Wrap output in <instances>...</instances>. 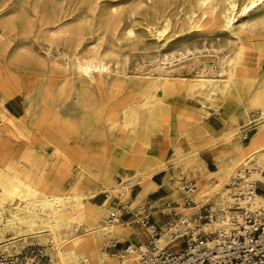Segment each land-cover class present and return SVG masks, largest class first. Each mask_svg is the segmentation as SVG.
Instances as JSON below:
<instances>
[{"label":"bare ground","instance_id":"1","mask_svg":"<svg viewBox=\"0 0 264 264\" xmlns=\"http://www.w3.org/2000/svg\"><path fill=\"white\" fill-rule=\"evenodd\" d=\"M245 1L202 0L197 12L190 18L193 27H199V22L207 16L211 20L220 18L221 26L235 37L234 45L230 53L224 56L220 68L224 79L219 82L206 80L200 84L205 91L204 101L214 111L213 116H220L221 132L211 128L201 115L173 106L169 97L177 89L162 79V72H166L165 64L157 66V77L141 79L138 86L124 89L126 93L114 106L112 119H109L110 132L112 134V130L117 128L118 137L112 135L108 141L104 140L101 132L93 129L105 122L100 113H85L79 122L74 123L61 120L47 105L35 107L29 98L25 97L20 104H15L12 101L15 94L0 96V132L3 134L0 139L4 138L8 144L0 149V156L9 154L8 148L14 144L33 148L50 156L52 163H58V178H70L72 181L66 190L60 189L54 193L53 187L48 185L41 191V173L38 172L31 181H27L24 178L26 168L16 167V164L0 168L2 192L21 203L13 213L0 216V222L3 219L8 226H23L30 233L37 231L41 235L38 237L48 241L54 250L53 264H133L131 258L122 263L113 258H103L107 234L110 232L121 241H127L130 230L127 224L120 222L113 226L103 224L107 215V201L101 205L92 204L100 194L117 196L118 192L129 193V189L137 185L142 192L137 200H131L136 205L143 195L157 189L153 177L167 172L168 163L172 164L173 169H180L182 174L191 171L199 177L193 195L194 205L184 207L180 203L173 207L168 218L171 224L175 216L190 217L206 203L211 202L218 208L229 174H233L247 160L253 161L264 171V70L260 62L254 63L264 59L260 55L264 43L257 44L253 26L244 32L235 29L233 25L236 20L240 21L241 26L248 23L250 16L264 6V0ZM62 2L19 0L12 3L11 10L0 11V38L6 32H20L23 39L14 43L12 50L16 64L23 63L24 57L32 62L35 58L40 59L38 51L45 48L48 51L43 57L44 61L34 62L38 72L52 74L53 68L63 59L64 73L77 75L86 82L104 85L103 76L111 72V66L106 62L109 55L95 46L88 47L87 53H83L79 51L82 40L75 38L69 41L64 37L66 34L79 37L80 33H85L96 40L94 37H97V30L101 27L96 24V18L100 19L104 27L125 36L133 34L132 28L121 24L122 18L117 17L116 10L100 12L99 0H82V19L78 24L73 20L69 22V16L61 6ZM8 6L4 4L0 8ZM161 23L158 30L160 37L169 28L166 18ZM35 33L43 36L42 42H27ZM56 35H60V41L67 44L70 51L61 54L59 58L48 57L51 55L49 49L56 42ZM10 46L11 41H0V54H4ZM116 87L122 88L120 85ZM220 110L225 112L223 117L219 114ZM249 111H256L260 122L253 129L249 141L244 144L238 133L249 124ZM205 117V120L209 118L207 115ZM240 118L247 122L246 125L239 124ZM164 140L171 151L166 162L165 153L155 146L163 144ZM110 146L114 149H110ZM201 149L211 152L216 171L207 169L199 155ZM114 165L118 168L115 173L112 172ZM102 167L105 171L99 179ZM73 168L75 174L72 173ZM120 173L126 177L125 182L118 185L116 177ZM170 175L167 174L169 183ZM214 177L220 182L212 179ZM208 181L212 187L207 186ZM95 182L100 185L97 190L92 188ZM121 186L122 191L119 190ZM256 201L264 205L261 195H257ZM138 206H142L138 211L135 210L140 220L145 215L143 205ZM154 206L156 203H151V207ZM165 207L171 208V203H166ZM163 227L159 240L162 245L168 242L165 224Z\"/></svg>","mask_w":264,"mask_h":264},{"label":"rangeland","instance_id":"2","mask_svg":"<svg viewBox=\"0 0 264 264\" xmlns=\"http://www.w3.org/2000/svg\"><path fill=\"white\" fill-rule=\"evenodd\" d=\"M16 1L19 0H0V6L4 4L10 5L4 9L3 7L0 8V11L11 10L13 8L11 4ZM81 1L63 0L61 6L63 11L68 14L69 18L67 20L69 22L73 20L74 23L78 24L77 22L82 19L84 6ZM201 1L99 0L101 4L100 12L116 10L117 17L122 18L121 24L130 26L133 34L125 36L119 32H114L112 29L104 27L100 19L96 18V24L101 26L97 30V37H94L96 40H93L90 36H86L85 33H80L79 37L66 34L64 38L69 41L75 38L82 40L79 51H83V53H87L88 47L95 46L99 51L109 55L106 62L111 66V72L109 75L103 76L104 85L86 82L77 75L64 73L62 70L63 59H60V63L53 68L52 74H44L37 71L34 63L37 58H31L34 59V62H32L28 57H24L23 63L16 64L12 57L13 44L23 38L19 31L6 32L0 38V41H11V46L4 54H0V96L10 93L15 94L12 98L15 104H20L25 97L29 98L33 105H36L35 107L40 108L43 105H47L51 112L56 114L61 120L74 123L79 122L85 113H100L105 122L103 125L94 127L93 129L101 132L104 140L108 141L112 135L118 137L117 128H114L111 134L109 119H112L114 106L126 93L124 89L138 86L141 79L157 77V66L165 64L166 72H162V79L171 83L177 89L169 97L173 106L179 110H186L201 115L204 118V122L208 123L214 130L221 132L223 128L220 116H213L214 111L209 103L204 101L205 91L201 89L200 84L206 80L219 82L224 79L220 68L224 56L230 53L234 45L235 37L221 26L220 18L211 20L207 16L199 22V27L197 25L193 27L190 24V18L193 16V13L197 12L196 9ZM245 2V0H239V3ZM129 12H132V14L130 15ZM164 18L169 21V28L160 37L158 30H160L161 22ZM233 25L235 29H240L244 32L247 31L248 27L253 26L254 34L258 39L257 44L260 42L264 43V6L250 16L248 23L241 26L240 21L236 20ZM59 37L60 35H56V42L49 49L51 55L48 57L59 58L61 54H66L70 51L68 45L60 41ZM42 40L43 36L35 33L27 39V42H42ZM35 47L38 48L37 46ZM46 51L48 50L45 48L38 51L41 57L37 61H44L43 57L46 56ZM260 55L264 56V50ZM85 56L89 55L85 54ZM164 59L167 61L164 62ZM258 62H260V66L264 70V59L254 61L255 64ZM117 85H120L122 88L117 89ZM221 113L224 114L223 110L219 111V114ZM222 114L221 116L223 117ZM206 115L209 117L207 120H205ZM243 121L239 120V124L246 125L247 122ZM259 122V114L256 111H249V124L241 131L248 128L254 129ZM252 133H250V136ZM240 134L239 132L238 135ZM2 135V132H0V138ZM158 137L161 136L158 135ZM166 143L167 141L164 140L163 144L158 143L155 145L165 153V162L171 156L170 147ZM14 145L16 149L10 156L8 154L6 158H4V155L3 157L0 156V168H7L9 165L16 164V167L30 169L33 174L37 172L41 173L43 176L41 191H44L56 173V167L52 165L50 156L30 147ZM110 149H114V147L110 146ZM199 155L206 163L209 171H216V165L212 161L211 152L208 149H201ZM167 167V172L156 174L153 177L154 183L158 186L154 196L160 200L154 207L162 204L161 210L165 208L164 203H171V208L176 207L180 203L183 204L182 185L184 182H192L196 185V180L199 179L191 171L182 174L180 169H173L171 163H168ZM75 172L73 168L72 173L75 174ZM166 174H171L169 177L170 183L174 186V191H177L169 199L166 198L169 196V189L162 186V181ZM261 177L263 176L256 175V178L262 182L258 186V195L264 198V177ZM212 179L220 182L216 177ZM116 181L118 185L122 182L124 183L125 175L116 177ZM71 182L70 178L63 180L60 183L61 189L66 190ZM172 182L177 183V185ZM225 185L223 193L226 190ZM207 186L212 187L210 181L207 182ZM138 189V186H132L129 189V193H125L122 191L121 186L119 190L123 193L118 192L117 196H108V193L100 194L92 201V204L101 205L107 201L106 208L108 213L110 209L118 208L121 201L128 200L130 209L135 210L136 208L138 210L142 206H135L131 203ZM223 199L224 195L221 201H224ZM211 204L213 205V203ZM18 205H21V203L17 199L5 195L0 188V216L5 217L13 213L17 210ZM167 218L162 216V222H165ZM131 220L130 217L123 216L120 223L130 222ZM154 220L152 219V222H155ZM132 222V226L137 228L136 233L143 234V230L136 223L134 224L135 221ZM163 229L164 227H162ZM36 232L30 233L25 231V227L23 226H8L5 220L2 219L0 222V261L9 257L22 255L29 260H40V262L44 263L50 260L51 264H53L54 250H52V246L48 241H43L38 237L41 235ZM23 238L26 239L25 242ZM106 240L107 237L105 242ZM41 257L43 258L40 259Z\"/></svg>","mask_w":264,"mask_h":264},{"label":"built area","instance_id":"3","mask_svg":"<svg viewBox=\"0 0 264 264\" xmlns=\"http://www.w3.org/2000/svg\"><path fill=\"white\" fill-rule=\"evenodd\" d=\"M252 131L251 128L241 131L240 140L248 142ZM256 175L264 177V171L247 160L228 176L224 201L218 208L206 203L190 217L176 216L171 224L165 216L168 242L164 245L159 242L160 227L149 217H142L136 223L143 234L133 232L127 241L109 232L103 258H115L118 263L131 258L133 264H264V205L256 201L262 182ZM195 188L192 182L182 185L184 207L194 205ZM119 204L108 212L106 225L118 224L123 216L136 217L128 200ZM36 262L51 264L50 260L44 263L22 255L2 259L0 264Z\"/></svg>","mask_w":264,"mask_h":264},{"label":"crops","instance_id":"4","mask_svg":"<svg viewBox=\"0 0 264 264\" xmlns=\"http://www.w3.org/2000/svg\"><path fill=\"white\" fill-rule=\"evenodd\" d=\"M223 113L224 114H222V115H225V112L223 111ZM240 120H242V118H240ZM210 126V125H209ZM212 128V127H211ZM253 132V131H252ZM241 133V132H240ZM250 138V137H249ZM241 141V140H240ZM242 142V141H241ZM243 143V142H242ZM3 146H8V144H6L5 142H4V138H3V140L2 139H0V149L1 148H3L4 149V147ZM9 154H8V156H10V154H12V152H14L15 151V149H16V147H15V145H13V146H9ZM160 150V149H159ZM7 152H8V150H7ZM4 155V154H3ZM7 156V155H6ZM6 156L4 157V158H6ZM52 165L53 166H55L56 167V173H55V175H54V177L52 178V180L49 182V184L48 185H51L52 187H53V192L54 193H56L58 190H60L61 189V187H60V183L64 180V179H60V178H58L57 177V170H58V163L57 162H53L52 163ZM141 167H142V165H141ZM105 168L104 167H102L101 168V170H100V173H99V179H101L102 177H103V174H104V170ZM118 170V168H117V166L116 165H114L113 166V168H112V172L113 173H115L116 171ZM121 169H119V171H120ZM38 173V172H37ZM36 173V174H37ZM24 178L27 180V181H31L35 176H36V174H33V172L30 170V169H28V168H26L25 169V171H24ZM122 175H124V174H122ZM122 175H120V176H122ZM29 176V177H28ZM49 177H52V176H49ZM126 177V176H125ZM154 182V181H153ZM42 185H43V179L41 180V182H40V185H39V187L41 188L42 187ZM47 185V186H48ZM133 186H137V185H133ZM162 186H164V187H166L167 189H169V196L168 197H166L167 199H169V198H171V196H172V194L175 192L174 191V186L172 185V184H170L168 181H167V174L165 175V177H164V179H163V181H162ZM161 186V187H162ZM94 190H97V189H99L100 188V185H99V182H95L94 183V185H93V187H92ZM139 188V187H138ZM158 188V187H157ZM142 191H141V189L139 188L138 189V191H137V193H136V195H135V198L134 199H132V201H135V200H137V198H138V196H139V194L141 193ZM156 192L157 191H151L150 193H148V194H145V195H143L140 199H139V202L135 205V206H138L139 204H141V205H143V207L144 206H146V205H148V207H147V209H145V211H144V215H145V217H149L150 219H151V221H152V219H155L154 221V223L156 224V225H158L159 227H160V229L164 226V224H165V222L163 223L162 222V216H166V217H168L169 218V216H170V214H171V211H172V209L173 208H164L163 210H161L160 208L162 207V204L161 205H159L158 207H154V208H152L151 207V203H158L160 200L158 199V198H155V194H156ZM168 195V194H167ZM164 204H166V203H164ZM135 215H136V217L135 218H132V220L130 221V222H121V224H127L128 226H129V239H130V234L131 233H136L137 231V228H134L133 226H132V224H133V222L132 221H135L134 222V224L135 223H137L138 221H139V217H137V213L138 212H136V211H138L136 208H135V210L134 209H130ZM108 214V213H107ZM106 218V217H105ZM160 223V224H159ZM103 224L104 225H106V223H105V220H104V222H103ZM141 234V233H140Z\"/></svg>","mask_w":264,"mask_h":264}]
</instances>
